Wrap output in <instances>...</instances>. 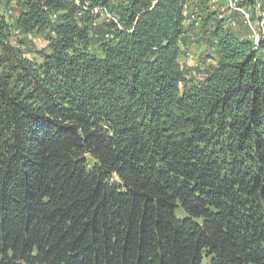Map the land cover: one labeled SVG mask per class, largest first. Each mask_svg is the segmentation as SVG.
Instances as JSON below:
<instances>
[{"label":"trees","instance_id":"1","mask_svg":"<svg viewBox=\"0 0 264 264\" xmlns=\"http://www.w3.org/2000/svg\"><path fill=\"white\" fill-rule=\"evenodd\" d=\"M211 8L0 0V264H264V35Z\"/></svg>","mask_w":264,"mask_h":264},{"label":"rangeland","instance_id":"2","mask_svg":"<svg viewBox=\"0 0 264 264\" xmlns=\"http://www.w3.org/2000/svg\"><path fill=\"white\" fill-rule=\"evenodd\" d=\"M220 4H224L226 3V0H219ZM210 4V3H209ZM264 4L261 3L260 6H258L257 10L259 9L258 13H260V10H262L264 7ZM213 9V8H211ZM19 14V6L17 4V2H12L11 6L9 7L8 10V15L10 17H15ZM230 14L226 13V17H229ZM244 31V30H243ZM99 36L102 35L101 30L98 31ZM47 42L43 37H31L30 39V44H28L27 48H24L27 56L32 57L34 56V52L35 50H40L42 48H44L46 46ZM204 46H199L196 47L195 46H191L190 47V51L188 53V56L186 58H182L181 62L185 65H187V67H191L192 69L195 68V71H192L189 74V77H191L192 79H194L196 82L198 81H202L205 76H206V72H207V65H211L214 62V50L212 48L211 51H209L210 53L208 55H206V53L204 52ZM200 50V51H199ZM187 60V62H186ZM186 63H185V62ZM197 68V70H196ZM177 214L179 216L183 215V210L182 209H178L177 210ZM202 264H212L211 262V257H207L205 256L203 259Z\"/></svg>","mask_w":264,"mask_h":264},{"label":"built area","instance_id":"3","mask_svg":"<svg viewBox=\"0 0 264 264\" xmlns=\"http://www.w3.org/2000/svg\"><path fill=\"white\" fill-rule=\"evenodd\" d=\"M245 1L246 0H226V3L220 4L219 0H209V3L212 8L217 11L218 17L227 21V27L236 26L237 23L233 18L226 19V13L238 12L242 14L245 17L244 22L250 32L251 39L255 42L256 45H258L264 35V10H260V13H258V17H256V19L254 20L247 9L243 6V3ZM258 6L260 5H257V8ZM101 10V7H95L92 11L94 13H97ZM104 15L108 19H111L117 23V18L111 15L108 11L105 10ZM54 18H56V15H54ZM199 21L200 20L195 13L189 14L186 19V22L188 24L192 22L198 23Z\"/></svg>","mask_w":264,"mask_h":264},{"label":"crops","instance_id":"4","mask_svg":"<svg viewBox=\"0 0 264 264\" xmlns=\"http://www.w3.org/2000/svg\"><path fill=\"white\" fill-rule=\"evenodd\" d=\"M202 49H204V48H202ZM199 51H200V50H199ZM186 62H187V60H186ZM186 62H185V63H186Z\"/></svg>","mask_w":264,"mask_h":264}]
</instances>
